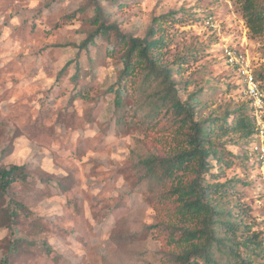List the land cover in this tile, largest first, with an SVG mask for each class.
<instances>
[{
  "label": "rangeland",
  "instance_id": "374dc122",
  "mask_svg": "<svg viewBox=\"0 0 264 264\" xmlns=\"http://www.w3.org/2000/svg\"><path fill=\"white\" fill-rule=\"evenodd\" d=\"M95 16L136 39L158 29L161 62L195 119L249 109L248 75L264 86V34L250 35L238 0H0V165L25 166L29 177L0 197V263L169 264L150 228L160 190L138 164L179 151L185 129L148 139L116 124L115 38L79 50ZM75 66L84 96L71 98ZM225 140L235 164L216 183H234L230 207L264 244L260 162L252 144Z\"/></svg>",
  "mask_w": 264,
  "mask_h": 264
},
{
  "label": "trees",
  "instance_id": "16d2710c",
  "mask_svg": "<svg viewBox=\"0 0 264 264\" xmlns=\"http://www.w3.org/2000/svg\"><path fill=\"white\" fill-rule=\"evenodd\" d=\"M238 3L250 35L264 34V0ZM101 20L94 17L98 28L79 50L89 55L98 40L115 38L109 54L119 59L121 69L109 95L116 124L148 139L151 135L165 139L164 134H172V128L185 129L179 135L185 144L179 151L151 155L138 164L144 179L160 190L151 200L157 223L150 228L169 264H264L263 242L242 222L239 209L230 207L234 183H216L234 166L236 158L223 139L234 135L249 145L257 140L252 103L249 109L242 106L219 117L201 119L196 115L195 119L192 106L182 104L178 97L171 69L161 62L164 39L158 29L151 27L143 39H136L120 34L114 26H103ZM70 66L71 61L58 77ZM70 70L75 86L71 98L84 96L76 86L79 67ZM260 87L264 93V86ZM137 96H144V101H137ZM28 179L25 166L0 165V197L8 196L11 187ZM10 214L17 217L13 208Z\"/></svg>",
  "mask_w": 264,
  "mask_h": 264
},
{
  "label": "built area",
  "instance_id": "2783aa9c",
  "mask_svg": "<svg viewBox=\"0 0 264 264\" xmlns=\"http://www.w3.org/2000/svg\"><path fill=\"white\" fill-rule=\"evenodd\" d=\"M229 61L235 62L236 57L233 53L227 52ZM238 61V60H237ZM246 95L251 100L254 109V118L257 126V142L251 145L250 154L255 153L260 162L262 179L264 182V93L260 84L251 75H248L246 82Z\"/></svg>",
  "mask_w": 264,
  "mask_h": 264
}]
</instances>
